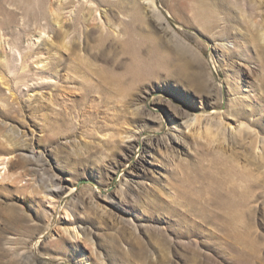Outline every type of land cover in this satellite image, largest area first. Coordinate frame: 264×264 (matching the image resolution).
I'll list each match as a JSON object with an SVG mask.
<instances>
[{
    "label": "rangeland",
    "instance_id": "1",
    "mask_svg": "<svg viewBox=\"0 0 264 264\" xmlns=\"http://www.w3.org/2000/svg\"><path fill=\"white\" fill-rule=\"evenodd\" d=\"M155 2L0 0V264H264V0Z\"/></svg>",
    "mask_w": 264,
    "mask_h": 264
},
{
    "label": "bare ground",
    "instance_id": "2",
    "mask_svg": "<svg viewBox=\"0 0 264 264\" xmlns=\"http://www.w3.org/2000/svg\"><path fill=\"white\" fill-rule=\"evenodd\" d=\"M147 4H148V10L150 11H157L160 13L155 0H147ZM167 24L166 20L164 17H162V21L159 23V27H165ZM224 48L227 51H231L230 46L226 43H223ZM237 88V86H235ZM240 92V91H239ZM174 112L175 116H181L183 115V113L180 110L177 109H173L172 110ZM171 140V141H170ZM142 143H146L143 140H141ZM173 141H177L176 138H174V136L169 137L168 139H158L156 141H151L147 143V147L144 148L143 154L141 156V159L137 162V167L139 168H143L142 166H145V164L151 163L153 164L155 160H157L156 155L154 154V150H157V148H159V146H161V144H168L170 142ZM180 142V141H179ZM182 143V142H181ZM171 152L174 153V150H172V148H169ZM221 150V149H220ZM175 155H177V153H175ZM151 157V159H150ZM154 160V161H152ZM205 174L201 175V178H205ZM212 178V176H209V179ZM210 193H211V198L209 197L208 201L211 204H215L217 206V209H223L225 207V203L227 202H231V200H229V196L225 195V189H221L219 191H212L211 189H209ZM222 212H225V210H223ZM13 214V213H12ZM10 217V222H16V217L17 215H12ZM196 215L197 217L200 219V221H211L212 219H219L220 220V225L221 227L224 229V231H227L229 229H240V228H244V229H248L247 227L252 228L253 223H251L250 221H246L244 218V213H242L241 211H236V212H232L230 210H226L225 213H223L222 215L218 212V211H211L209 206L206 205L204 207H200L197 211H196ZM226 232V234H227ZM257 249L258 247L254 244L253 245V250L256 251L257 253Z\"/></svg>",
    "mask_w": 264,
    "mask_h": 264
}]
</instances>
